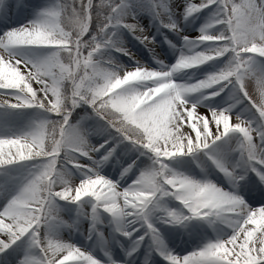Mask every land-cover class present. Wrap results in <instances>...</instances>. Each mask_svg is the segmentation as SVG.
I'll return each mask as SVG.
<instances>
[{
  "label": "snow or ice",
  "instance_id": "snow-or-ice-1",
  "mask_svg": "<svg viewBox=\"0 0 264 264\" xmlns=\"http://www.w3.org/2000/svg\"><path fill=\"white\" fill-rule=\"evenodd\" d=\"M150 3L149 10L161 26L181 34L182 29L174 19L175 9L171 0H150ZM11 7L10 0H5L0 12H6ZM101 9H104V18L102 23H98ZM205 9L208 15L206 23L199 28V36L183 37L185 44L175 64L166 65L157 61L160 67L153 69L136 61L134 67H129L131 71L141 69L155 75L145 82L143 89H151L145 97L150 110L139 114L129 112L127 117L123 114L118 94H105L104 89H92L89 79L94 72L102 71L99 65L106 50L128 55L118 38L121 28L129 30L146 46L155 43L154 37L149 36L138 21L128 22L129 18L136 20V13L131 11L128 0H99V3L95 0H72L70 7L66 0H55L54 4L39 9L28 24L11 28L0 35V47L10 52V57L3 58L4 63L22 77V83L17 87H0V97L6 98L0 100V109L12 115L26 109L47 113L48 117L39 121V127L55 122L57 140L71 145L69 160L64 159L63 152L57 157L55 153L47 155L38 149L30 157L21 158L11 145L13 142L22 143L33 135L34 126L26 131L0 136V142L4 143V151L0 152V176L4 177L0 182V191L6 193V203L0 207V254L28 237V247L18 264H103L81 247L63 241L53 246L41 235L44 226H48L51 232V226L58 220V200L79 203L84 198H91L94 201V220L97 218L95 214L103 209L115 218L116 230L129 239L139 231V228L125 230L133 222L146 226L145 235L140 236L139 241L142 242L150 234L157 251L169 264H264V245L260 243L264 237V225L256 223L264 215V206L253 208L236 192L220 191V187L216 186L223 199L234 202L226 221L231 235L209 241L187 255H177L169 250L150 219L153 210L161 208L162 201L171 198L180 202L183 199L182 186H211L208 180L174 172L168 161L178 157L196 158L202 153L232 181L245 179L236 171L238 167H244L264 183V103L258 101L250 90V81H254L258 93L264 95V0H184L182 15L188 21L193 17L199 18ZM66 16H86L87 25H81L78 32L71 31ZM56 33L64 38L57 36L53 39ZM63 52H67L73 60L70 77L61 84L54 82L50 69ZM197 53L203 54L200 62L195 67H188L189 58ZM205 64H210L214 70L202 79L193 80L190 77L187 81H177V69L186 72ZM34 83L39 88L33 87ZM65 86L70 89L67 99ZM226 90L230 93L229 99L235 103L222 109L209 108L210 117L200 115L199 101L193 103L190 99L199 95L204 100H210ZM245 101L246 110L255 111V120L233 116L232 110ZM81 105H88L95 117L104 122L105 130H111L112 138H118V143L99 160L94 159L93 154L109 141L99 147L92 145L90 150L85 147L86 134L71 123L73 112ZM176 113L179 115L176 116ZM169 116L174 118V122L167 119ZM132 128L136 129L135 133ZM233 137H238L239 143L230 148ZM124 141L141 150L142 154L150 153L152 164L141 172L133 184L120 188L117 182L101 175L99 168ZM229 152L238 156L236 165L231 168L227 160ZM87 160H92L94 167H85ZM53 161L57 167L64 164L75 169L82 175L81 181L89 183L83 187L81 183L59 188L53 185L47 196L26 201L25 193ZM16 166L23 170L19 176L11 174ZM132 167L125 168L122 175H126ZM142 183L151 187L139 192L138 186ZM10 185L13 186L11 190ZM109 188L116 193L114 200L104 195ZM78 189L81 196L84 191H93V196L78 199ZM65 196L66 199L63 198ZM25 204L29 206V216L20 212ZM181 204L185 210L183 217H176L173 210L161 208L165 223L179 224L197 218H212L211 207ZM109 259L110 264H117ZM7 264H12V261H7Z\"/></svg>",
  "mask_w": 264,
  "mask_h": 264
},
{
  "label": "rangeland",
  "instance_id": "rangeland-1",
  "mask_svg": "<svg viewBox=\"0 0 264 264\" xmlns=\"http://www.w3.org/2000/svg\"><path fill=\"white\" fill-rule=\"evenodd\" d=\"M196 2H199V0H196ZM4 3L5 0H0V8H3ZM10 3L12 5L11 8H9L6 12H0V35H3L4 32L11 28H18L22 25L28 24L34 13L47 5L54 4L55 0H10ZM128 3L131 6V11L136 13V20L129 18L128 22L142 21V28L145 29L148 35H153L156 41V46L151 51H146L143 49L145 46H141L142 42L136 39L135 36L125 28L123 29L126 31V35L118 33V35L121 36H118V38L125 39L127 44H129L131 48L133 47L132 49L135 48L136 50V46L140 47V49H142V53H139V49L136 50L134 58H136L137 61V56H139L140 63L148 65L153 69H158L160 67V64L157 61H162L166 65H173L175 62L173 59L176 56V53H179L184 47L185 41L183 37H198L200 34L199 28L206 23V17L208 15V10L205 9L204 12L200 14L199 18L193 17L189 19L190 22H188L189 20L185 21L182 15L184 0H171V6L175 9L174 19L178 23L180 29H182L181 34H177L175 31L162 27L159 20L154 18L149 10L151 8L150 0H128ZM183 23H191L190 30H185L184 28L188 26L182 25ZM169 41L171 43H169ZM173 45L175 47H173ZM115 52L116 51L111 49L106 50L104 57L106 58L109 54L113 56ZM116 59L122 63H126L125 55L121 54L118 57L116 56ZM135 64L136 63L128 62L126 66L134 67ZM203 66L208 67V72L214 70L210 64H205ZM217 66L219 67L222 65ZM21 68L23 69V66H21ZM208 72H204L200 75H203L202 77H204V75ZM33 87L39 88V85L34 83ZM253 89L257 91L255 82L251 81L250 90ZM229 94V91L226 90L221 93V95L210 100H204L199 95H193L190 99L193 103L199 101L200 106L198 112L200 115H208L210 117L209 108L222 109L235 103L234 100L229 99ZM258 94L259 93L257 91V95ZM246 104L247 102L245 101V103L237 105L232 110L233 116L235 117L236 115H240L243 119L255 120V111L246 110ZM47 117V113H43L37 109H26L14 115L5 112L4 109H0V136L29 130L36 123ZM71 123L78 126L82 133L86 134V137L91 141L92 145H94L93 141L97 137L100 142H95V145L97 143H102V141H109L104 148H101L99 152L93 154L96 160L101 159L103 155L106 154L108 149L118 143V138H112L113 134L111 130H105L104 122L95 117L92 109L88 105H81L73 112ZM253 126L255 127L256 124L254 123ZM238 143L239 138L233 137L230 148H234ZM120 144H123L125 150H121L117 147L115 154L101 167L104 171L114 175L110 178H112V181L117 182L120 188H126V185H131L135 182L143 170L151 166L152 160L150 159V153L142 154L141 150H137L127 141L119 143V146ZM125 151L133 153L136 152L139 155V160L141 162L138 159H136L134 164L133 162H130V159H128L130 155H126V153H124ZM121 154L122 157H126L124 158L126 163L121 162ZM227 160L228 166L231 168L236 165L238 156L237 154L229 152ZM86 163L89 167L94 166L91 162ZM168 164L171 168L193 176L195 179L208 180L224 190L236 192L237 194L243 196V198L253 208L264 206V183L259 181L255 173L246 171L244 167H238L236 171L239 176H244L245 179L232 181L215 165H213L211 161H209L202 153L196 158L192 156L178 157L169 160ZM129 165H133L131 171H129L126 175H122L124 169L129 167ZM22 171L23 170L20 166H16V170H11V174L13 176H19L22 174ZM72 171L74 173V181L83 179L79 178V175L77 174L78 172H76L75 169H72ZM123 179L126 180V185L122 183ZM3 180L4 177L0 176V182ZM12 187L13 186L10 185L9 189L11 190ZM5 203L6 193L0 191V207H3ZM57 204L59 206L58 220L53 223L52 227L59 230L62 229L64 231L63 233L66 234L64 239L67 243H72L87 250L93 254L94 258L103 262V264H110L100 258V255L104 256L111 253L112 249L110 247V242L116 248H120V250L116 251L113 256L120 257L121 262L124 261V257L126 256L124 248L127 247V251H132V264H169L160 252L157 251V245L154 241L151 243L147 242L146 236L142 242L139 241L138 238L145 235L146 226L141 227V224L139 223V225L135 228H139L137 235L133 236L131 239L125 237L126 239L123 240L122 243V239L120 238V236H123L122 232H118L116 230V225L114 226L113 221L112 225H110L107 217L103 216L104 210H101V213H98L99 216L96 213L95 215L97 218L94 220L92 218V209L85 212L81 210L76 203L63 200H58ZM161 208L179 210L182 212L185 211L181 202L171 198L162 201ZM161 208L153 210L150 219L154 220H151V222L159 229V234L166 247H172L173 250L171 251L177 255L183 256L190 254L192 251L198 250L209 241H215L217 238H226L231 235V229L228 225L220 220H215L214 218H197L190 221H184L179 224L165 223L162 219L164 212ZM125 223H127V221H125ZM44 229L45 228L41 231L42 236H46L48 234L46 229ZM70 230L79 233V243L75 241L77 235L70 232ZM125 230H131V228H126ZM99 234H102L103 236H99ZM60 239H63V236H61ZM145 242L147 244H145ZM27 247L28 237H25L23 240L17 242V244L10 248L6 253L0 254V264H7V261L9 260L12 261V264H18V261L23 258ZM133 249H135V251H133ZM115 261L118 262L117 260Z\"/></svg>",
  "mask_w": 264,
  "mask_h": 264
},
{
  "label": "clouds",
  "instance_id": "clouds-1",
  "mask_svg": "<svg viewBox=\"0 0 264 264\" xmlns=\"http://www.w3.org/2000/svg\"><path fill=\"white\" fill-rule=\"evenodd\" d=\"M72 4V0L68 2L69 7ZM103 11L101 9L100 15L98 16V23L103 22ZM66 23H68L71 31L78 32L80 31L81 25H87V18L85 17H73L66 16ZM78 21V23L74 22ZM70 35V33H69ZM59 36L61 39L64 37L60 33H56L53 36L55 39ZM209 39L213 37H208ZM123 43V42H122ZM126 52L129 54L128 49L123 47ZM203 54L197 53L195 57H190L188 62V67H195L199 62V58ZM10 57V52L7 49L0 47V87H17L22 83V77L19 73L11 71L4 63L3 58ZM15 59L14 56L11 57ZM73 58L67 53H61L59 59L54 61L50 73L51 77L54 79L55 83H63L64 80L70 77V65L72 64ZM102 63L99 67L102 71L94 72L93 77L89 79V85L92 89H104L105 94L116 93L118 94L119 102L121 108L124 109V116L127 117L129 112L139 114L142 111L150 110V106L145 102V97L148 96V93L151 89L147 91L144 89V84L146 81L152 79L153 75L143 71L141 69H136L135 71L128 70L129 67L124 65L115 57L110 54L105 58L104 56L101 58ZM184 72L183 69H177V74ZM251 82V81H250ZM203 83V81H201ZM252 95L256 96L257 100L261 103H264V95L260 93L257 95L256 90H251ZM65 98L67 99L70 94V89L65 86L64 89ZM6 99L5 97H0V100ZM198 102V101H197ZM179 113H176L178 116ZM167 119L174 122V118L169 116ZM34 133L29 136L24 142H13L11 145L12 149L17 152L21 158H28L32 155L33 151L39 150L43 154L50 155L55 153L57 157L60 156L61 152L64 154V159L69 160L71 157V148L70 144H65L63 141H58L56 138V123L49 122L43 128L39 127V122L34 125ZM131 131L135 133L136 129L132 128ZM85 147L90 150L92 143L91 141L85 137ZM4 151V143L0 142V152ZM182 155V153H180ZM173 155H176L175 153ZM85 167H89L87 163L84 165ZM172 170L176 173L180 171ZM236 179H240L242 177H235ZM177 182L178 178H177ZM211 182V181H210ZM81 187L85 184H88V181H81ZM94 183V182H93ZM111 183V182H109ZM75 185L74 182V173L71 168L66 167L64 164H61L57 167L56 162L53 161L47 168V171L37 178L35 184L25 193V200H39L40 198L47 196L50 191L53 190V185L59 188L62 185ZM217 185L211 182L210 187L204 186H191L185 185L182 186L181 192L182 197L181 203H187L195 206H208L213 210L212 218L215 220H220L226 224L228 219V213L232 210L234 206L233 201L223 199L219 191H217ZM151 187L148 183H142L138 186V191L142 192ZM235 187V185H234ZM220 187V191H223ZM60 195L59 192L56 193ZM105 197L109 200H114L116 193L113 189L109 188L108 192H106ZM87 196H93V191H84L83 196L80 195L79 189L77 191V198L83 199ZM66 199L67 197H63ZM95 198V197H94ZM107 210V209H106ZM175 212L176 217H183V212L179 210H173ZM20 212L24 216H29L30 210L28 204H25ZM257 224L264 225V215H262L257 221ZM251 236V234H250ZM46 239L50 241V243L55 246L57 243H60L61 240L49 232L46 236ZM261 245H264V237L260 240Z\"/></svg>",
  "mask_w": 264,
  "mask_h": 264
},
{
  "label": "bare ground",
  "instance_id": "bare-ground-1",
  "mask_svg": "<svg viewBox=\"0 0 264 264\" xmlns=\"http://www.w3.org/2000/svg\"><path fill=\"white\" fill-rule=\"evenodd\" d=\"M33 14V13H32ZM35 14L36 13H34L33 14V16H32V18H31V20L32 19H34V17H35ZM30 20V21H31ZM138 20V19H137ZM29 21V22H30ZM28 22V23H29ZM188 22H190V20L188 21ZM139 25L142 27V25H143V22L142 21H139ZM182 25H186V26H188V27H186V28H184L185 30H190V25H191V23L190 24H188V23H183ZM119 34H125L126 35V31L123 29V28H121L120 30H119V32H118ZM119 37H121L120 35H118ZM149 36H150V34H149ZM151 37H153V35H151ZM120 41H122L123 42V47H125V48H127L128 49V52H129V54L128 55H125V54H123V53H120V52H115L114 53V55H113V57H115L116 58V56L118 57L119 55H125L126 56V63H123L124 65H126L128 62H132V63H136V58H134V54L136 53L135 51L136 50H138L139 51V53H142V49H140V47H137L136 46V50H135V48L134 49H132L131 47H130V45L129 44H127V41L125 40V39H119ZM156 42V41H155ZM133 46V45H132ZM142 47L143 46H145V48L143 47V49H145L146 51H151L155 46H156V43H154V44H151V45H147L146 46V44L145 43H142V45H141ZM177 54H178V56H179V53H176V56L174 57V64L177 62ZM138 58H137V61H139L140 62V60H139V56H137ZM141 57V56H140ZM107 58V57H106ZM208 70V67L207 66H200V68L199 69H193V70H189V71H186V72H182V73H179V74H177V76H176V79H177V81H180V82H183V81H187L190 77H191V79H193V80H197V79H202L203 77V75H200V74H203L204 72H208L207 71ZM199 71H200V73H199ZM199 76H201V77H199ZM37 88V87H36ZM94 142V146H99V145H102L103 143H105L104 141H102V143H100V144H96L95 145V142H100V140L98 139V137L93 141ZM121 150H125V147L123 146V144H120V146H118ZM124 153H126V155L127 154H129L130 155V157H128V159H130V162H133V164L135 163V161H136V159H138L139 160V155L136 153V152H128V151H125ZM123 154V153H122ZM122 154L120 155V159H121V162L122 163H126L125 161V159L124 158H126V157H122ZM95 159V158H94ZM124 161V162H123ZM140 161V160H139ZM86 162H91V163H93V161L92 160H87ZM141 162V161H140ZM93 166V165H92ZM136 166H138V165H136ZM135 166V167H136ZM94 167V166H93ZM99 171H100V174L101 175H103L105 178H108V179H111L112 180V178H110V177H113L114 175L112 174V173H108V172H106V171H104L103 169H102V167L100 166V168H99ZM78 175H79V178H83L82 177V175L80 174V173H77ZM78 178V179H79ZM75 182V184H78V183H80L81 182V180L79 179V181L77 180H75L74 181ZM125 182H126V180L125 179H123L122 180V183L123 184H125ZM121 184V183H120ZM126 185V184H125ZM127 187L128 186H130L129 184L128 185H126ZM93 204H94V201L93 200H91V198H84L81 202H79V203H76V205H78V207L81 209V210H83V211H85V212H88V210L90 209H92L93 208ZM102 211H103V209H101ZM101 210H99L98 212H97V214L98 213H101ZM103 213H104V215L103 216H106L107 217V220H108V222H110V225H112V221H113V224H114V226L116 225V220H115V218L111 215V214H109V213H107L106 211H103ZM106 214V215H105ZM98 216H99V214H98ZM151 220H154V219H151ZM115 222V223H114ZM101 225H103V224H101ZM139 225V223H137V222H133L130 226H128L127 228H131V230H127V231H133V229H135L137 226ZM43 228H45L46 229V231L49 233V227H46V226H44ZM43 228H42V230H43ZM44 229V230H45ZM61 230V231H60ZM55 229V228H53L52 226H51V233L52 234H54L57 238H61V236H63V239H60L61 241H63V242H66L65 241V239H64V237H65V233H63L64 231L62 230V229ZM70 232H72L73 234H75V235H77L76 236V238H75V241L77 242V243H79V241H80V237H78V235H79V233H77V232H74V231H72V230H70ZM135 235H137V232H135L134 233V235L133 236H135ZM60 236V237H59ZM99 236H103L102 234H99ZM120 238L122 239V243H123V240H125L126 238H125V236L123 235V236H120ZM121 243V244H122ZM110 245H112V243L110 244ZM114 248V247H113ZM113 248H112V251H111V254H106V255H100L101 257V259L103 260V261H105V262H108V263H110V259L109 258H111V260H117L118 262H117V264H132V259H131V257H132V251H127V247H125L124 248V252L126 253V256L124 257V261L123 262H121V259H120V257H117V256H112V253H113ZM168 249L169 250H173V248L172 247H168ZM118 250H120V248L118 249ZM131 253V254H130ZM134 264V263H133Z\"/></svg>",
  "mask_w": 264,
  "mask_h": 264
},
{
  "label": "trees",
  "instance_id": "trees-1",
  "mask_svg": "<svg viewBox=\"0 0 264 264\" xmlns=\"http://www.w3.org/2000/svg\"><path fill=\"white\" fill-rule=\"evenodd\" d=\"M66 2H70V0H66ZM96 3H99V0H95Z\"/></svg>",
  "mask_w": 264,
  "mask_h": 264
}]
</instances>
